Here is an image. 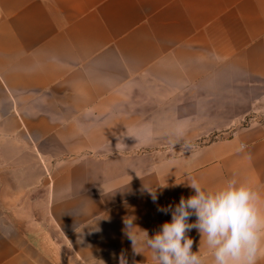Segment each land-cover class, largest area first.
Here are the masks:
<instances>
[{
  "label": "crops",
  "instance_id": "1",
  "mask_svg": "<svg viewBox=\"0 0 264 264\" xmlns=\"http://www.w3.org/2000/svg\"><path fill=\"white\" fill-rule=\"evenodd\" d=\"M262 114L264 0H0V264H53L20 226L28 195L77 264H155L124 220L151 236L189 175L234 178L264 217V118L238 127Z\"/></svg>",
  "mask_w": 264,
  "mask_h": 264
},
{
  "label": "clouds",
  "instance_id": "2",
  "mask_svg": "<svg viewBox=\"0 0 264 264\" xmlns=\"http://www.w3.org/2000/svg\"><path fill=\"white\" fill-rule=\"evenodd\" d=\"M177 184L192 192L186 198L181 196L174 205L158 207L159 212L170 214L171 218L151 236L133 223L135 217L124 220V232L132 242L133 251L140 253L137 246L150 250L155 264H205L199 252L202 240L213 264H256L260 234L264 231V217L255 205L257 193L234 178L214 191L203 188L190 175ZM157 187L143 186L153 202L158 198ZM193 229L200 236L197 251L192 250L193 240L188 235ZM118 264H128L123 253Z\"/></svg>",
  "mask_w": 264,
  "mask_h": 264
},
{
  "label": "rangeland",
  "instance_id": "3",
  "mask_svg": "<svg viewBox=\"0 0 264 264\" xmlns=\"http://www.w3.org/2000/svg\"><path fill=\"white\" fill-rule=\"evenodd\" d=\"M263 118H264V114L245 117L244 119L239 121L238 127L247 124L249 119L261 120ZM230 133L231 131L218 133L217 139H226L230 136ZM212 140L213 138H210V141ZM27 198L28 199H26V203L28 204H26V206H29V201H30V206H29L30 211L25 213L26 215L24 216L25 218L24 225L20 224L21 228H23L24 236H26L30 240L35 239V241L37 242V247L41 251L50 254L53 264H77L74 261L70 260V257L65 251L61 250V246H60L61 244L55 241L56 238L40 237L44 228H42L41 225H39L38 221L36 220L37 217L36 210H31V208L34 207L33 205L34 201H32V199L34 198L29 199L30 195H28ZM26 206H25V210H26Z\"/></svg>",
  "mask_w": 264,
  "mask_h": 264
}]
</instances>
